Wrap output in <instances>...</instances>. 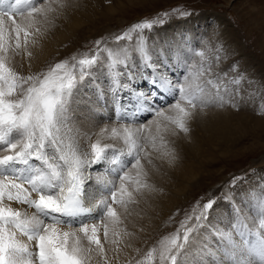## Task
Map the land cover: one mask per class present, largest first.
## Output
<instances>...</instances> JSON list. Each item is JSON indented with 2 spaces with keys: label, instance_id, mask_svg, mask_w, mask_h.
<instances>
[{
  "label": "snow or ice",
  "instance_id": "1",
  "mask_svg": "<svg viewBox=\"0 0 264 264\" xmlns=\"http://www.w3.org/2000/svg\"><path fill=\"white\" fill-rule=\"evenodd\" d=\"M65 4L66 0H15L14 4L0 0V9L8 8L10 21L5 26L0 18V264H89L94 251L102 255L101 227L105 240L110 232L119 235L116 228L122 221L118 209L126 210L129 204L138 202V196L155 191L142 163V157L152 163L145 144H151L155 150L158 139L162 146L167 145L164 133L187 136L197 110L202 113L210 106L236 107L232 86H239L243 80L242 75L229 77L228 72H214L213 60L203 50H189L186 43L175 50L174 58L155 59L158 54L149 47L143 33L163 23L157 19L137 22L116 35L113 39L118 45L126 41L116 48L109 47L108 41L101 38L89 53L74 54L46 72L21 74L13 66L14 57L21 51L32 56L28 46L36 43L33 37L41 34L40 25ZM13 12L19 13V22ZM221 51L222 46L216 49V64ZM196 58L199 63L193 62ZM169 60L183 69L173 73L175 79L159 67L163 64L173 71ZM235 68L233 65L232 70ZM97 73H103L104 87L97 83ZM144 83L149 85L150 92L139 87ZM88 84L95 89L102 108L111 101L113 115L107 119L114 118L120 124L118 128L105 124L98 133L87 135L89 140L91 135L97 138L82 148L79 129L71 125V109ZM161 95L172 100L157 108L151 100ZM260 111L264 112V106ZM143 112L150 113L153 119L133 128L132 123ZM104 139L121 141L123 146L102 143ZM164 155L169 164L177 158L174 149ZM107 162L116 165L108 169L113 179L97 177L99 190L89 197L91 202H86L85 181L90 177L85 176V169ZM6 201L34 211L29 214ZM254 202L259 221L253 240L241 231V213L236 209L231 230L216 233L221 241L217 250L205 249L190 255V236L202 226L207 210L215 204V200L209 199L198 214L186 216L175 233L149 249L137 264H206V259L212 264H264V189ZM193 220L195 223L190 224ZM61 224L70 230L59 228ZM20 236L26 237V241ZM236 236L241 238L240 243Z\"/></svg>",
  "mask_w": 264,
  "mask_h": 264
},
{
  "label": "rangeland",
  "instance_id": "2",
  "mask_svg": "<svg viewBox=\"0 0 264 264\" xmlns=\"http://www.w3.org/2000/svg\"><path fill=\"white\" fill-rule=\"evenodd\" d=\"M95 1L99 11L96 20L84 23L64 41L60 47L63 46L61 50L65 54H61L60 59H69L74 51L79 55L89 53L96 48L97 40L104 38L113 43L114 36L123 33L131 25L157 19L163 23H157L151 30L144 31L153 44L158 41L163 45L166 38L174 43L182 34H191L193 42L197 41L195 47L192 43L193 49L203 50L204 53L207 51L208 58L214 60L216 49L222 46L219 62L223 66V72L229 71V77L243 76L239 86H232V94L235 96L232 101L237 102L240 99L242 105L249 107H244L245 114L249 112L248 121L245 120V124L235 121V130L228 124L229 135L235 133L236 138L227 140L223 150L210 149L212 156L207 153L204 163L194 160L201 182L195 185L191 183L185 188L186 196L180 199L169 218L164 217L162 229L156 238L152 239L153 243L148 248L157 246L164 237L175 233L186 216L198 214L209 199L215 200V204L212 209L207 210L206 222L215 219L213 223L221 224L219 229L230 231L238 207L241 213V231L248 239H254L253 232L257 231L259 221L254 201L260 190L264 189V112L260 111L261 106H264V0ZM220 22L226 33L225 39L218 30ZM109 28H113L114 33H107ZM206 38L208 41H205ZM220 38L222 42H219ZM233 65L236 66L234 71ZM241 104L234 107L236 113H239ZM223 152L225 154L220 156L219 153ZM225 187L230 189V196H234L232 199L221 194ZM215 188L214 194H217L213 195L211 190ZM222 209H225V213ZM193 222L195 223L194 220ZM206 222L202 221L201 227H204L203 223ZM145 257L146 255H142L143 259ZM139 260L142 259L137 261ZM137 261L134 259V262L129 264H137Z\"/></svg>",
  "mask_w": 264,
  "mask_h": 264
},
{
  "label": "bare ground",
  "instance_id": "3",
  "mask_svg": "<svg viewBox=\"0 0 264 264\" xmlns=\"http://www.w3.org/2000/svg\"><path fill=\"white\" fill-rule=\"evenodd\" d=\"M9 2L14 4L15 0H9ZM53 7H56V5L53 4ZM108 7L111 8L110 5ZM113 10L111 9V11ZM0 13H2L0 18L5 21V26H7L10 23L8 19V8L5 7L0 9ZM98 14L99 11L97 10L95 0H66V4L63 8L50 13L47 22L40 25L41 34H37L33 37L36 40V43L29 44L28 46V51H31L32 56L29 57L26 51H21L20 55L14 57L12 61L13 66L18 72L24 75L29 73L34 74L38 72H46L50 66L62 60L59 57L64 53V51L61 50L63 46H60L65 43L64 41L67 40L76 29L83 26L84 23L90 21L94 22ZM12 16L17 20V22H19V13L13 12ZM218 27L220 35L225 39L226 33L221 22ZM181 30L179 32H181ZM107 31V33H114L113 28H109ZM177 34L179 33L177 32ZM143 35L146 37L152 51L158 54L154 57L157 60L161 57L167 58L169 56L174 58L177 54L175 50L183 47L185 43L187 44L189 50H191V48L193 49L192 43L194 47L197 45V41L193 42L191 34H188L187 36L182 34V37H178L174 43H171V40L166 38L163 45H160V42L158 41L153 44V42H150L148 39L149 37L147 35L144 33ZM206 39L205 41H208V39ZM14 42L15 41L13 39L11 43L14 44ZM219 42H222L221 38ZM21 43L23 45V34H21ZM125 43L126 41H121L119 42V45H123ZM119 45L116 42H108V46L111 48H116ZM74 54L79 55L77 51H74L73 55ZM205 56L207 58L209 56L207 51H205ZM211 60L213 59L211 58ZM193 62L199 63V58H196ZM213 63V71L223 73V66L221 63L219 62V64H216L214 60ZM137 64H139V61H137ZM168 64L171 65L173 71H168V68L163 64L159 65V67L163 69L164 73L175 79L176 76L173 75V73L178 74L183 69L178 68L172 60H169ZM136 71H139V68H137ZM96 76L97 83L101 87H104L106 82L104 81L103 73H97ZM139 87H141L146 93L150 92V87L146 83L139 85ZM234 98L235 96L232 94V100ZM171 100L172 98L170 96L161 95L158 98H153L151 102L155 107L163 108L165 105L170 103ZM233 103L237 106L242 103V100L239 99L237 102ZM244 107L246 109L249 108L248 106L241 104L239 113H236V110L231 105H225L224 107L210 106L205 108L202 113L197 110L198 114L190 122L189 126L191 131L187 136L183 133H179L177 135H172L171 132L164 133L167 145L162 146L158 139L157 149L155 150L152 148L151 144H145V150L151 153L149 158L152 163H147L143 157L142 163L148 172V182L151 185H154L155 191H146L144 195L138 196V202L135 204H129L126 210L118 209L121 213L122 221V223L116 228V232H118L119 235H115L110 232L108 240H105L103 228L101 227L99 237L101 244L104 247V253L101 255L94 251L91 254L92 258L89 264H129L134 262V259L136 261L138 259H143L142 255L147 254L149 250L148 247L151 243H153L152 239L156 238L157 233L162 229L164 217L166 219L169 218L174 207L180 202V199L186 196L185 188L187 189L191 183L195 185L196 183L201 182L198 179L199 171L195 168L194 160H199L200 163H204V156H206L207 153L210 154V149H222L227 140H233L236 138L235 133H230L229 135L228 124L235 130V121L238 120L237 123L241 124H245V120L248 121L247 117L249 115L247 116V114L249 112L245 114ZM92 109H96V111H93ZM71 115L73 117L71 125L74 129H79V143L82 148L85 145L94 142L97 138L95 135H91V140H89L87 135L98 133L99 128L103 127L105 124H108L109 127L116 126L117 128L120 124L118 121L114 122V118L113 120L107 119V117H111L113 115L111 101H108V107L102 108L101 102L99 101L95 89L91 86V84L84 87L76 97L72 105ZM151 119H153V117L150 113H140L137 116L136 122L132 123V127H137L139 123H147ZM124 123L127 124L129 122L124 121ZM161 123L163 124L166 122L161 121ZM152 134H156L155 124L152 125ZM102 143H115L118 146H123L122 142L118 140L104 139L102 140ZM172 149L175 150L177 158L174 163L169 164L168 158L164 155V153L171 151ZM224 154L225 152L219 153L220 156ZM208 156L212 155L210 154ZM115 166L116 165L111 162H107L103 165H93L91 168L85 169V176L90 177V179H86L85 181L86 188L88 189L86 193V202H91L89 197L95 195L99 190L98 185L96 184L97 177L108 180L113 179V175L111 171H108V169ZM229 190L230 189L228 187H225L221 194L231 197ZM212 191L214 193L216 188L211 190V192ZM233 197H231V199ZM6 203H9L13 208L27 210L29 214L34 211V209L28 208L26 205L19 204L15 201H6ZM237 209L239 208L237 207ZM222 212L225 213V209H222ZM214 221L215 219L210 222H206L204 220V222H206L205 224L203 223L204 227L196 229L190 236L187 247V252L190 255L193 253H201L205 249L211 251L217 250L221 241L218 240L216 233H224L226 230L219 229L221 224L213 223ZM248 221L250 220L248 219ZM48 222L50 221H46V223ZM88 222L93 223L94 221L89 220ZM191 223L194 222L191 221ZM58 227L65 231L70 230L65 224L58 225ZM73 228H75V225H73ZM245 236L247 238V235ZM19 238L26 241V237L20 236ZM235 238L238 243L241 242V238L239 236H236ZM250 239L253 240V237H250ZM146 240H148L149 243L145 244L144 242ZM113 241L115 242L113 243ZM32 243L34 246L35 242ZM92 247L95 248L96 246L92 245ZM206 264H212L211 260L206 259Z\"/></svg>",
  "mask_w": 264,
  "mask_h": 264
}]
</instances>
